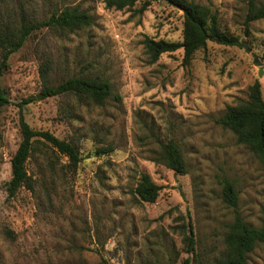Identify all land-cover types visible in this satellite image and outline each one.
<instances>
[{
    "label": "rangeland",
    "instance_id": "1",
    "mask_svg": "<svg viewBox=\"0 0 264 264\" xmlns=\"http://www.w3.org/2000/svg\"><path fill=\"white\" fill-rule=\"evenodd\" d=\"M193 1L216 10L221 28L240 44L209 41L184 65L182 48L154 63L143 48L145 37L182 41L183 11L165 0H136L121 10L103 0H0V19L11 23L21 14L42 20L65 6L92 18L73 32H35L0 77L9 98L0 112V264H182L187 257L190 264H212L233 219L221 198L223 179L234 183L244 220L260 225L264 169L214 120L246 99L255 80L264 99V18L245 26L247 0ZM43 63L50 66L48 85L98 77L114 94L103 105L72 94L44 97ZM20 113L33 129L71 141L81 161L74 169L66 156L37 142L26 162L33 189L8 198ZM170 139L180 147L185 174L153 160ZM105 147L112 151L98 153ZM143 172L161 187L153 203L134 193ZM189 222L193 254L183 243ZM247 264H264V243Z\"/></svg>",
    "mask_w": 264,
    "mask_h": 264
},
{
    "label": "trees",
    "instance_id": "2",
    "mask_svg": "<svg viewBox=\"0 0 264 264\" xmlns=\"http://www.w3.org/2000/svg\"><path fill=\"white\" fill-rule=\"evenodd\" d=\"M107 8H131L136 0H103ZM180 7L183 11L182 41L170 42L163 39L155 40L145 37L142 41L149 63L158 60L161 54L171 53L180 48L183 50V64L189 65L194 54L204 48L207 42L236 46L239 39L223 30L220 26L218 13L208 5L193 0H165ZM146 5L139 9L144 10ZM264 18V3L261 0H247L245 26L252 21ZM92 24L91 16L78 6H65L56 9L42 20H34L24 14L19 16L17 23L0 19V77L8 69L10 56L18 51L27 39L35 32L47 29H60L73 32ZM50 66L43 63L40 74L44 81L42 94L51 97L72 94L79 99H85L97 105H103L111 96L113 89L106 79L98 77H70L57 85H48ZM115 99H119L114 95ZM9 102L5 89L0 86V112ZM26 102H30L28 99ZM215 123L230 130L236 137V142L243 144L257 157L264 169V99L261 94V84L255 80L248 87L247 98L235 105H227L222 114L215 118ZM20 142L10 160V179L5 184L7 197H13L24 187L32 190L33 183L27 173L26 162L37 142L42 141L60 154L66 156L69 165L74 169L81 161L78 148L65 139H60L47 130H35L19 115ZM111 147L100 148L98 153L111 152ZM177 174L186 173L184 157L179 145L172 139L161 142L156 157L153 159ZM161 187L157 185L148 173H141L134 188V193L141 202L156 201ZM222 201L233 209V219L227 225L224 235V251L214 259L212 264H247L249 254L257 244L264 243V208L259 226L246 222L237 211L238 191L232 181L222 180ZM183 237L187 252L194 253V237L192 224L189 222ZM187 257L182 264H190ZM154 264V263H145ZM162 264V263H156ZM167 264H175L168 262Z\"/></svg>",
    "mask_w": 264,
    "mask_h": 264
},
{
    "label": "water",
    "instance_id": "3",
    "mask_svg": "<svg viewBox=\"0 0 264 264\" xmlns=\"http://www.w3.org/2000/svg\"><path fill=\"white\" fill-rule=\"evenodd\" d=\"M248 50V49H247ZM255 65L259 66V72H258V75L261 76L263 74V70L262 68L260 67L261 66V62L259 60H255L254 62Z\"/></svg>",
    "mask_w": 264,
    "mask_h": 264
}]
</instances>
